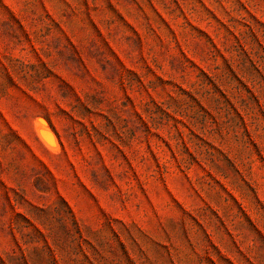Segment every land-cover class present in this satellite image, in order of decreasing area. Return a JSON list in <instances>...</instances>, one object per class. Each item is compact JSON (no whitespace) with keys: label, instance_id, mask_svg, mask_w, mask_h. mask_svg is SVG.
<instances>
[{"label":"rangeland","instance_id":"1","mask_svg":"<svg viewBox=\"0 0 264 264\" xmlns=\"http://www.w3.org/2000/svg\"><path fill=\"white\" fill-rule=\"evenodd\" d=\"M0 264H264V0H0Z\"/></svg>","mask_w":264,"mask_h":264},{"label":"bare ground","instance_id":"2","mask_svg":"<svg viewBox=\"0 0 264 264\" xmlns=\"http://www.w3.org/2000/svg\"><path fill=\"white\" fill-rule=\"evenodd\" d=\"M52 147V146H51Z\"/></svg>","mask_w":264,"mask_h":264}]
</instances>
